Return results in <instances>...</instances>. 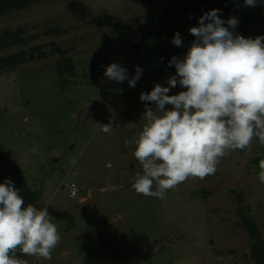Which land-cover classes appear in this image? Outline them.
Here are the masks:
<instances>
[{"label":"rangeland","instance_id":"374dc122","mask_svg":"<svg viewBox=\"0 0 264 264\" xmlns=\"http://www.w3.org/2000/svg\"><path fill=\"white\" fill-rule=\"evenodd\" d=\"M184 1L43 0L0 17V29L20 26L22 36L30 37L25 45L1 50L0 56L36 45L48 53L0 69V140L38 191L33 205L47 208L60 236L51 259L20 261L166 264L173 255V264H254L238 206L264 237V182L259 179L264 143L258 138L245 149L227 150L213 175L189 176L167 190L164 199L132 187L135 174L142 173L134 151L146 123L143 113L146 106L156 107L141 101L140 94L157 83L168 86L175 75V69L149 73L150 48L137 45L140 24L150 18L157 23L163 7L169 9L164 17L170 18L169 7ZM234 10L235 32L255 38L254 30L264 28V0L255 7L243 2ZM50 29L58 31L46 33ZM67 57L77 82L63 87L56 61ZM113 62L128 69L129 79L135 66L142 69L135 87L105 77ZM183 90L177 83L168 94ZM109 123L112 132H103ZM72 181L83 190L76 198L68 197ZM161 245L166 252L159 253Z\"/></svg>","mask_w":264,"mask_h":264},{"label":"clouds","instance_id":"9594fccd","mask_svg":"<svg viewBox=\"0 0 264 264\" xmlns=\"http://www.w3.org/2000/svg\"><path fill=\"white\" fill-rule=\"evenodd\" d=\"M259 2L244 0V5ZM220 11L205 12L189 29L195 39L183 57L174 55L168 62L175 67L168 86L157 83L140 94L141 101L156 107L146 106V123L135 140L134 155L142 165L132 185L138 194L164 199L167 190L189 176L213 175L227 150L245 149L254 138L264 143V35L235 32L238 18L225 22ZM171 42L183 47L179 32ZM135 73L129 79L128 69L115 62L104 71L107 79L127 80L131 87L142 69L135 66ZM177 83L185 90L169 95ZM113 128L109 123L102 130ZM259 179L264 182V172ZM52 220L47 208L25 206L19 189L5 178L0 183V264H26L15 258L18 248L27 256L51 259L60 241Z\"/></svg>","mask_w":264,"mask_h":264},{"label":"trees","instance_id":"16d2710c","mask_svg":"<svg viewBox=\"0 0 264 264\" xmlns=\"http://www.w3.org/2000/svg\"><path fill=\"white\" fill-rule=\"evenodd\" d=\"M42 1L43 0H0V17L5 14H10L13 11L17 12L28 7L30 4ZM243 2L244 0H186L184 2L173 4L169 7L173 9V14L170 18L164 17V15L168 13L169 9L167 7H163L158 11L157 23L154 22L153 18H150L140 24L141 31L137 45H147L150 48L153 64L149 73L164 74L175 69L174 66H169L168 62L174 55L180 58L187 53L191 42L195 39L189 29L192 26H198L199 17L201 15L213 8L220 9L221 11L219 15L226 22L230 16H235L234 7L242 4ZM225 26H227V24H225ZM57 31V29H50L46 33H54ZM23 32V28L20 26L14 29H0V51L6 48L25 45L28 43L30 37L22 36ZM176 32L180 33L183 41V47H177L171 42ZM253 35L255 37L257 35H264V28L254 30ZM50 45L52 46V49L56 48V43L51 42ZM41 47H43V45H36L28 49H20L14 53L0 56V69L15 67L36 58L45 57L48 53L43 51ZM56 65L57 75L60 80L59 84H61V86L65 87L68 84L73 85L77 82L74 77L75 66L70 57L58 59L56 61ZM66 74L73 76V78H69V76L67 77ZM254 161L259 164L261 162V157L256 156ZM5 178L10 179L14 186L19 189L20 195L25 201V206L28 204L33 205L37 198L38 191L32 190L31 186L28 185L26 178L14 164L9 150L0 140V183H3ZM79 194L80 193H78L76 197H78ZM239 197L240 196L238 195L236 198ZM245 211L246 209H244L243 206H238V212L243 219V226L252 240L250 244L249 257L252 259L254 264H264V237L259 231L256 223L253 222L247 214H245ZM166 247L167 246L165 245H161L159 253H162V251L166 252L164 250ZM26 257L28 256L23 254L19 248L16 250V259L22 260ZM167 258L169 261H167L166 264L174 263L173 255H170Z\"/></svg>","mask_w":264,"mask_h":264},{"label":"built area","instance_id":"2783aa9c","mask_svg":"<svg viewBox=\"0 0 264 264\" xmlns=\"http://www.w3.org/2000/svg\"><path fill=\"white\" fill-rule=\"evenodd\" d=\"M78 186L76 185V183L74 181L70 182L68 184V196L73 198L76 197L78 195Z\"/></svg>","mask_w":264,"mask_h":264},{"label":"water","instance_id":"95a60500","mask_svg":"<svg viewBox=\"0 0 264 264\" xmlns=\"http://www.w3.org/2000/svg\"><path fill=\"white\" fill-rule=\"evenodd\" d=\"M82 191H83V190H82V189H80V190H79V193L81 194V193H82ZM171 239H172V238H171Z\"/></svg>","mask_w":264,"mask_h":264}]
</instances>
